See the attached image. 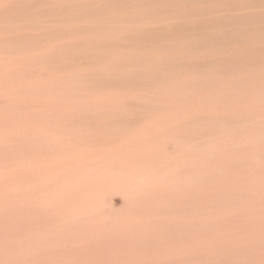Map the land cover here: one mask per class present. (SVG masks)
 <instances>
[{
  "label": "rangeland",
  "instance_id": "1",
  "mask_svg": "<svg viewBox=\"0 0 264 264\" xmlns=\"http://www.w3.org/2000/svg\"><path fill=\"white\" fill-rule=\"evenodd\" d=\"M253 1L0 0V264H264Z\"/></svg>",
  "mask_w": 264,
  "mask_h": 264
},
{
  "label": "bare ground",
  "instance_id": "2",
  "mask_svg": "<svg viewBox=\"0 0 264 264\" xmlns=\"http://www.w3.org/2000/svg\"><path fill=\"white\" fill-rule=\"evenodd\" d=\"M240 1V3H241V5H239V6H237V7H241V8H249L248 6H246L245 5V3H244V0H239ZM206 2V1H205ZM251 2V1H250ZM254 1L251 3V5H255V7L254 8H257V7H259V6H261L260 5V0H257L256 1V3H254ZM209 4V3H208ZM264 4V3H263ZM262 4V5H263ZM210 6H212V5H210ZM224 8V7H223ZM221 9V8H220ZM207 10H208V8H207ZM250 11V10H249ZM166 12V11H165ZM209 12V11H208ZM213 12V11H212ZM219 12V11H218ZM252 13V11L251 12H249V13H247V14H243V15H241V16H239V17H237L233 22H232V26L234 27V28H236V29H244V30H247L245 27H244V20H245V18H247V17H249L250 16V14ZM231 16V15H230ZM192 18V17H191ZM222 18V17H221ZM253 18H255V19H257L258 20V23H259V27L261 26L262 28L264 27V11H256V9H255V11L253 12ZM163 20V19H162ZM198 21V20H197ZM222 23V22H221ZM257 24L256 23H250V22H247L246 23V26H249V27H254L255 28V26H256ZM172 27V26H171ZM257 27V26H256ZM176 28V27H175ZM197 29V28H196ZM129 30H130V28H129ZM80 31H82V30H80V28L79 29H76V30H74V32H80ZM128 31V30H127ZM128 34V33H127ZM187 33H184V34H181V37H183L184 35H186ZM137 36V35H136ZM130 37V36H129ZM198 39V38H197ZM154 41V40H153ZM187 41H189L190 42V39H187ZM147 43V42H146ZM172 43V42H171ZM147 45V44H146ZM166 46V45H165ZM179 46V45H178ZM122 47V46H121ZM139 47V46H138ZM147 47V46H146ZM150 49V48H149ZM172 49H174V48H172ZM156 50V49H155ZM159 50V49H158ZM189 51V50H188ZM255 51V50H254ZM256 51H257V49H256ZM260 51V50H259ZM179 52V51H178ZM180 58V57H179ZM158 59H160V58H158ZM120 60V59H119ZM130 60V59H129ZM165 60V59H164ZM121 61V60H120ZM128 61V60H127ZM213 61V60H212ZM130 62V61H129ZM209 62H211V61H209ZM223 62V61H222ZM197 63V62H196ZM221 63V62H220ZM127 64V63H126ZM188 65V64H187ZM199 65V64H198ZM198 65H197V67H198ZM205 65V64H204ZM160 66V65H159ZM165 66V65H164ZM203 66V65H202ZM167 67V66H166ZM214 67V66H213ZM183 68V67H182ZM175 69V68H174ZM180 69V68H179ZM166 70V69H165ZM200 70V69H199ZM214 70V69H213ZM190 71V70H189ZM168 72V71H167ZM173 72V71H172ZM183 72V71H182ZM260 78V77H259ZM246 80V79H245ZM239 84H241V83H239ZM241 86V85H240Z\"/></svg>",
  "mask_w": 264,
  "mask_h": 264
}]
</instances>
